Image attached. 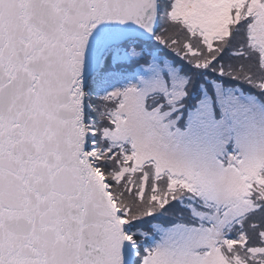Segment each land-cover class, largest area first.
I'll list each match as a JSON object with an SVG mask.
<instances>
[{"label":"snow or ice","instance_id":"obj_1","mask_svg":"<svg viewBox=\"0 0 264 264\" xmlns=\"http://www.w3.org/2000/svg\"><path fill=\"white\" fill-rule=\"evenodd\" d=\"M0 264H264V0H0Z\"/></svg>","mask_w":264,"mask_h":264}]
</instances>
